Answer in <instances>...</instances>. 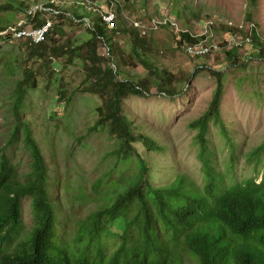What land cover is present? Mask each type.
<instances>
[{"label": "trees", "instance_id": "16d2710c", "mask_svg": "<svg viewBox=\"0 0 264 264\" xmlns=\"http://www.w3.org/2000/svg\"><path fill=\"white\" fill-rule=\"evenodd\" d=\"M125 6L119 8L116 30H109L95 21L93 29L88 28L82 16L66 17L63 7L55 8L60 12L58 23L54 26L47 40L41 44H30L21 41L27 48L24 53V76L16 84L13 111L17 114L16 124L11 138L10 147L19 132H23L26 149L32 157L31 171L21 178L19 169L12 163L9 155L2 152L0 156V247L8 237L14 240L19 234L22 224L20 218L22 200L27 196L32 198V208L35 215V229L23 236L18 242L13 258L10 255H0L4 264H184L188 256L197 264H264V182L259 184L256 178H247L235 185H228V173L218 172L213 165V156H209V139L211 124H222L221 105L226 92V76L222 67L209 69L213 77H217V87L210 107L203 115L191 123V128L197 130V141L200 146L199 160L202 163L205 184L200 186L184 173L178 174L172 185L166 188L153 189L148 185L147 168L144 158L135 152L133 143L143 141L148 150L162 147L145 135L135 134L132 123L124 113L125 100L133 95L146 97L156 87L160 93L168 97L183 95L187 86H182L189 79L185 71L178 73L169 68H161L157 59L165 53L159 45L156 36L158 30L174 29V40L183 49L184 45H193L203 37L193 36L191 21L201 22L211 19L210 13L201 18L192 13L186 15L193 4H183L184 0H175L173 14L182 21L183 29L179 30L172 22L161 23L152 20L149 31L145 27L141 30L127 28L121 21L124 11L129 10L131 0H124ZM7 7L13 8L8 5ZM259 0H248V22L256 29L252 33L253 42L245 47L249 57L240 55L238 48L226 47L222 41L228 37L248 32L233 24L214 23L213 33L221 39V48L228 62V67L236 69L245 67L250 61H264V38L259 33L260 25L256 20ZM29 22L34 27L46 23L48 13L44 10L30 13L27 8ZM209 13V15H208ZM142 21V19H140ZM191 20V21H189ZM84 26V35L70 37L69 33ZM4 28H0L2 30ZM118 34L126 35L132 47V54L128 59L124 51L114 45ZM58 37H65L61 43ZM103 38L111 44V58H104L100 49ZM172 53L169 51V54ZM219 54V53H218ZM217 57V56H216ZM218 55V62H221ZM211 56L201 57V63H207ZM114 64L117 70L113 67ZM144 65L148 75L136 81L126 66ZM222 64V62H221ZM201 65L196 66V73L202 72ZM225 68V67H224ZM79 70L84 74L82 82L75 87L77 92L91 93L103 100L99 109L97 127H109L110 136L118 138L120 145L115 154L118 165L129 166L130 170L136 166L135 181L137 187L126 198L137 208V214H129L127 205L111 211L114 217L121 211L124 222L117 224L124 226L122 231L108 223L113 230L100 226L102 217L93 219L79 235L72 236L70 243L59 238L57 232V215L52 204L46 185L47 160L40 143L34 137L31 125L21 118V111L27 108V93L31 89H38L42 79L51 84L59 83L57 95L59 106L71 100L67 81V73ZM183 72V73H181ZM193 77V76H192ZM81 88V89H80ZM55 113V112H54ZM53 113V114H54ZM223 125V124H222ZM224 135L228 133L223 128ZM228 137V136H227ZM4 150V149H2ZM248 161H257L264 168V143L248 154ZM123 158V159H122ZM234 160V154L233 158ZM254 163V162H253ZM231 172L235 168L230 163ZM146 191V193H145ZM166 199L164 201V193ZM151 193L153 197H151ZM119 216V215H118ZM115 219V218H114ZM86 231L91 235V241L86 237ZM105 231H109L103 236ZM103 232V233H102ZM70 234V233H69ZM123 239V244L114 252L109 253L104 238ZM177 250V252H176Z\"/></svg>", "mask_w": 264, "mask_h": 264}, {"label": "rangeland", "instance_id": "374dc122", "mask_svg": "<svg viewBox=\"0 0 264 264\" xmlns=\"http://www.w3.org/2000/svg\"><path fill=\"white\" fill-rule=\"evenodd\" d=\"M74 1H66L65 12L68 13L66 17L74 14L82 16L81 18L93 16L91 13L87 14L88 8L85 4L79 3L73 7ZM112 1L114 9L108 4L102 7L118 13L119 7L123 8L126 5L124 0ZM174 1L131 0L130 8L124 11L121 21L127 28L138 22L146 28L144 29L146 32L149 31L152 20L161 23L170 21L181 30L182 21L172 12ZM52 2L53 0H0V28H10L26 17V20H29L27 8L31 13H35L39 5ZM183 4H193V8L189 9L185 16L195 13L205 18L207 14L203 11L211 12V19H203L201 22L189 20L191 30L196 34L204 32L205 28L210 29L214 23L233 24L246 32L251 24L246 19L249 12L248 0H184ZM8 5L13 6V9L7 7ZM256 20L260 25L258 31L264 38V0H259ZM56 21L58 23V20ZM85 32V27L80 26L74 33L71 31L69 36L78 38ZM174 32L172 28L157 31L159 45L165 49V53L157 59L156 64L175 73L185 71L190 77L182 84L183 87L187 86L190 78L191 80L183 95L168 97L153 87L152 93L147 97L133 95L125 100L124 113L128 115V120L142 127L140 130L136 128L135 131H143L146 136L163 147L148 150L143 142L136 141L133 143L136 150L132 156L135 160L138 159L137 154L145 158L150 166V182L153 185L170 183L177 170L193 178L200 186L204 185L206 180L202 163L198 158L200 153L198 132L191 128V123L199 119L210 107L218 79L205 69L196 73V66L208 65L214 70L222 67L227 88L221 111L230 141L222 134L219 126L212 125L208 136L209 156H213V165L218 172L228 173V182L256 178L262 183L263 164L257 161L251 164L247 156L264 143V61H250L245 67L231 70L227 66L225 54L221 52L203 65L201 60L189 57L176 44ZM240 35L243 34H238ZM216 36L221 41L220 37ZM58 38L61 39V43L66 40L65 37ZM115 44L129 59L133 47L130 39L120 34L116 37ZM26 51L27 48L17 39L0 47V156L2 152H6L19 169L21 177L31 171L32 163L31 154L24 144L23 132H19L10 147L7 144L17 122V114L13 111L15 89L17 82L24 76L21 65ZM169 51L172 53L169 54ZM100 53L105 54V50L100 49ZM218 55L221 56L222 64L218 62ZM240 55L249 57L244 50ZM126 68L128 74L136 81L148 75L147 69L141 63L136 67ZM83 77L84 74L77 69L75 72L67 73V81L71 84L68 87L71 100L63 103V106H59L62 103L57 101L59 83L51 84L46 78L40 80L38 89L28 91L27 108L21 111V118L31 123L32 133L42 143V151L53 177L51 194L54 195V200L63 202L68 208L63 207L65 215L60 216L63 222L68 220L70 212L80 219H89L110 203L105 197L96 196V185L115 169L116 161L113 156H118L115 151L120 145L119 139L110 136L109 127L101 126L94 129L100 119L99 109L104 102L96 95L75 90ZM231 162L235 166L232 172ZM57 178L61 180L59 186L54 184ZM108 182L109 178L106 179V183ZM33 225L31 199L27 198L24 200V229ZM118 246L119 241L111 242V251ZM183 263L197 264L188 256Z\"/></svg>", "mask_w": 264, "mask_h": 264}, {"label": "clouds", "instance_id": "9594fccd", "mask_svg": "<svg viewBox=\"0 0 264 264\" xmlns=\"http://www.w3.org/2000/svg\"><path fill=\"white\" fill-rule=\"evenodd\" d=\"M66 1H68V0H53L52 3L46 4V5L43 4V6L39 5L37 11L44 10V11H46L48 13V15H50V16H48L45 19L46 23L43 24L40 27H38V26L34 27L29 22V20H21V21L18 22L17 25H12L11 27H21L22 29H25V28L26 29L27 28L40 29V28L44 27L47 23L51 22L53 24V27H52V30H53V28H54V26L56 25V22H57L56 20H58L59 15H61L60 12L55 11V8L58 9L59 7H63L64 11H66L65 10V5L67 4ZM79 3L80 4H85L87 6V8H88V13L87 14L91 13L93 15L92 17L91 16H88V17H84L83 16L84 19L82 21L87 24L88 28H90L92 30L93 29L92 27L94 26L95 21L97 22V20L99 19L100 20L99 24L102 25V27L105 28V26H106L107 29H109V30H116L117 29L116 23H117V20H118L119 9H118V13L115 10H113V11L110 10L109 11L110 8L114 9V4H113L112 0H107V2H104V1L100 2V1H96V0H75L72 3V5H73V7H75ZM104 4H108L110 6V8H108V9L103 8L102 5H104ZM11 9H13V8H11ZM17 11H20V10L17 9ZM67 15H68V13H67ZM74 15H77V14H74ZM74 15H72L70 18H74ZM109 15L114 17V20H113L112 23H107L104 20V17L105 16H109ZM173 26H175V25H173ZM212 27L210 29L205 28L204 32H202L200 34H196L195 33L193 35L195 37H203V39L199 40L197 43H195L193 45H189V44L184 45L183 50L186 53V55H188L189 57H191L193 59H198L199 60L201 57H204V56H207V55L211 56L212 58H214V55H216L218 53H221V51H222V48L220 46L221 41L218 40L216 34L213 33ZM10 28L2 29V30H0V32L4 31V30H8ZM132 28L138 29V30H142L144 27L142 25H140V23L135 22L131 26V29ZM255 29H256V26L254 24H250L249 25V29H248L249 33L246 36H244V35L238 36L237 35V36H233V37H228L225 41H222V42L225 44L226 47L228 46L230 48H238L241 51H243V50L245 51V47L247 45H251L252 42H253L252 33L254 32ZM52 30L49 32V34L52 32ZM49 34L47 35V37L49 36ZM118 35H120V34H118ZM47 37H46V39L43 42H45L47 40ZM0 38L2 40V43L0 44V47L4 46V44L10 43L12 41H15L16 39L19 40V41H22V40L26 41V42H28L30 44H41V43H43V42L35 43V42H32L31 40H27V39H24V38H17V37H14V36H10V38L9 37L7 38L5 36H1L0 35ZM103 40H104V38H103ZM110 45L111 44H108L105 40L103 41V47L101 48V50L102 49L105 50V54H103V55L101 54V55L103 57L105 56V58H111L112 57V52H111V46ZM114 45H116V44L114 43ZM191 48L208 49V51L206 53H203V54H197V53H192L190 51ZM114 61H115V59H113V67L117 70V67L114 64ZM199 68L200 69H205L207 71L209 69H213L212 67H209L208 65H206V66H202L201 65ZM162 94H164V93H162ZM124 111H126L125 103H124ZM222 114H223V112H222ZM126 116L128 117V115H126ZM222 120H223V122H222L223 125L222 124H217L216 122H214L213 124H211V128H212V125L215 124L216 126H219L221 128L222 134H223L224 133L223 128L224 127L226 128L223 116H222ZM30 125H31V123H30ZM132 127H133V130H134L135 134L138 135V133H141V134L145 135V133L143 131L142 132H136L135 131L136 128H137V130H140L142 127H139L136 124H132ZM146 137H148V136H146ZM227 139H228V141H230V137L229 136L227 137ZM140 142H143V141H140ZM39 143H40L39 145L42 148V143L41 142H39ZM144 146H145V144H144ZM156 149H158V148H156ZM113 157L115 158V161H116L115 169L113 171H111L108 175H106L103 179H101L98 182V184L96 185V191H95L97 193L96 196L105 197L110 203L107 206H103L92 217H90L89 219H86V220L78 218L77 215L73 214V212H70V214L67 217L68 220L66 222H63V221L60 220V216L62 214L65 215L63 207L67 208V206L63 202L60 203L59 200H54V195L51 194L50 186L53 184V177H52V174H51V169L49 168V166L47 164L48 171H47V177H46V180H47L46 181V185H47V188H48V194H49L50 201L55 206L54 209H55V212H56V215H57V232H58L59 238L62 241L66 242V243H70L71 240H72V236H74V235L76 236L78 234L80 235L81 232L85 233V231H83L84 228H86V227H88L90 225L91 220L97 219L98 217H102V222H101L100 226H102L104 229L113 230V228L116 227V228H119L122 231L121 228H123L124 226L119 227L117 224H115V223L121 224V223L124 222L123 220H125V219L121 215L126 213L128 210H129V212H128L129 214H133V215L137 214V208H135V204L132 203V201L127 203L126 202V198H128L129 194L137 187V184H136V181H135V178H134L136 176V173L134 171H136V170L139 171V170L137 169L136 166H133V168L130 170L129 166L123 165L126 162V160L122 161V165H118L117 164L118 157L116 155L113 156ZM247 159H248V157H247ZM144 161H145V158H144ZM249 162L251 164H253V162H251V161H249ZM145 163H146L147 168H149V175L147 176L146 179H147L148 185L150 187H152L153 189H156V188H162V187L166 188V187L172 185V182L174 180H172L168 184H156V185H153L150 182V174H151L150 173V166L147 164L146 161H145ZM181 173L182 172L177 170L174 179L177 177L178 174H181ZM21 178L23 179L25 177H21ZM107 178H109V182L108 183H106V179ZM191 179L194 180L193 178H191ZM237 183L238 182H231V183L228 182V185L231 186L232 184L235 185ZM54 184L59 186L61 184V180L57 178L55 180ZM259 184H261V183H259ZM105 185H107L108 187L104 188ZM58 193H59V191H58ZM145 193H146V191H145ZM163 193H164V197L163 198H164V201H165L166 192L164 191ZM151 197H153L152 193H151ZM27 198L31 199V208H32V198H31V196H27V197L23 198L22 207H21L22 213H21V216H20V218L22 219V224H21V226L19 228V234L16 235L14 240L9 239L8 237L6 238V242L2 245V247H0V255L6 254V255H10L13 258V253L16 251L18 242L22 239L23 236H25L28 233H30L31 231H33L35 229V227H36V225H35L36 219H35L34 211H33V208H32V214H33V218H34V225L31 228L24 229V200L27 199ZM57 198H58V196H57ZM124 205L128 206L126 212L125 211H121V212H119L117 214L116 217H114V215L111 214V211L113 209H116V208L124 206ZM108 223H114L112 225L114 227H112V228L110 226H109V228L106 227V225ZM108 232L109 231H105L104 233L102 232L103 236H105L106 233H108ZM86 237L91 241L92 237H91L89 231H86ZM113 241H119L118 248L124 242L123 239H121L119 237H117L115 239H110V240H108L107 238H104V242H105V244L107 246V250H108L109 253H112V252H114V251H116L118 249L117 248V249L111 251L110 244ZM0 264H4L2 262V258L1 257H0Z\"/></svg>", "mask_w": 264, "mask_h": 264}, {"label": "built area", "instance_id": "2783aa9c", "mask_svg": "<svg viewBox=\"0 0 264 264\" xmlns=\"http://www.w3.org/2000/svg\"><path fill=\"white\" fill-rule=\"evenodd\" d=\"M105 22L107 23H112L114 20L113 16H105L104 17ZM53 24L51 22L47 23L44 27L37 29V28H25L22 29L21 27H11L8 30H4L0 32L1 36L9 37L14 36L17 38H24L27 40H31L32 42L35 43H41L43 42L49 32L52 30ZM2 43V40L0 38V44ZM190 51L192 53H197V54H203L208 51V49H199V48H191Z\"/></svg>", "mask_w": 264, "mask_h": 264}, {"label": "crops", "instance_id": "0c3cea01", "mask_svg": "<svg viewBox=\"0 0 264 264\" xmlns=\"http://www.w3.org/2000/svg\"><path fill=\"white\" fill-rule=\"evenodd\" d=\"M26 19H27V17H26ZM26 19H23V20H26Z\"/></svg>", "mask_w": 264, "mask_h": 264}, {"label": "bare ground", "instance_id": "6f19581e", "mask_svg": "<svg viewBox=\"0 0 264 264\" xmlns=\"http://www.w3.org/2000/svg\"><path fill=\"white\" fill-rule=\"evenodd\" d=\"M34 135V134H33Z\"/></svg>", "mask_w": 264, "mask_h": 264}]
</instances>
